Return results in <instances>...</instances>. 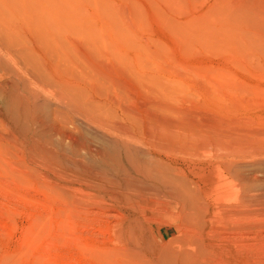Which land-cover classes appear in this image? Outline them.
Returning a JSON list of instances; mask_svg holds the SVG:
<instances>
[{"label": "bare ground", "instance_id": "bare-ground-1", "mask_svg": "<svg viewBox=\"0 0 264 264\" xmlns=\"http://www.w3.org/2000/svg\"><path fill=\"white\" fill-rule=\"evenodd\" d=\"M212 1L204 17L166 20L168 30L184 42L264 44V0ZM106 5L104 0H0V116L61 180L68 174L81 177L83 190L117 209L122 220L114 251L124 261L139 256L149 264H208L219 250L222 219L252 215L246 209L256 202L257 174L264 166L246 175L232 162L206 167L193 161L209 144L223 152L230 148L216 138L221 129L206 134L201 128V133L169 116L162 119L165 113L159 116L165 110L155 92L172 87L163 84L159 64L146 71L157 55L129 29L136 6L127 17L126 6L124 13ZM107 69L150 85L148 103L127 101L105 75ZM223 185L236 188L231 206L222 207ZM159 211L179 218L178 232L185 231L165 245L149 226ZM242 227L233 225L231 231Z\"/></svg>", "mask_w": 264, "mask_h": 264}, {"label": "rangeland", "instance_id": "rangeland-1", "mask_svg": "<svg viewBox=\"0 0 264 264\" xmlns=\"http://www.w3.org/2000/svg\"><path fill=\"white\" fill-rule=\"evenodd\" d=\"M180 1L104 0V4L114 10L124 11L127 7L126 12L133 11L134 5L137 7L128 19L129 29L141 39L148 52L157 55L146 71L149 73L159 64L164 83L161 82L172 87L170 91L160 89L155 92L160 100L164 99L160 102L165 111L159 116L165 113L162 119L169 116L168 120L171 118L185 126L189 124L190 129L195 128L201 133H204L201 128L205 133L221 129L215 133L222 136L216 138L223 142L219 141L222 147L230 146L228 151H219L220 147L213 149L216 145L212 143L206 148V153L212 156L199 154L200 158L194 157L193 161L206 167L232 162L242 166L240 168L247 175L251 168L264 166V44L236 46L233 42L222 45L184 42L168 30V22L186 23L189 19L205 16L213 1ZM130 12L125 13L127 17ZM104 72L113 79L118 93L121 90V94L129 95L126 98L131 97L127 99L131 104L145 102L143 105H146L151 99L154 92L151 86L136 83L131 74L127 73L130 75L127 76L109 69ZM170 110L172 114H169ZM220 120L222 123L218 122ZM7 122L0 116V264H149L139 256L129 255L130 258L124 261L114 251V239L122 220L117 209H113L111 203H101L94 192L83 190L84 182H78L83 180L81 177L68 174L64 178L66 181L61 180L52 168L28 152V145ZM244 136L246 142L242 141ZM237 148L244 153L240 154ZM214 151L223 152L222 157L215 158L218 154L214 156ZM257 175L256 202L250 210L246 209V212H253L252 215L238 219L222 217L225 230L222 229L220 242L216 243L217 247L220 245L219 254L209 258L208 264H264V173L258 171ZM231 188L236 189L233 185L222 186V193L225 192L222 207L235 202L230 198L235 191ZM224 197H229V201ZM151 216L153 222L149 226L155 229L164 245L185 232L184 228L178 232L179 218L174 221L162 211ZM237 224L243 227L238 232L231 231Z\"/></svg>", "mask_w": 264, "mask_h": 264}]
</instances>
